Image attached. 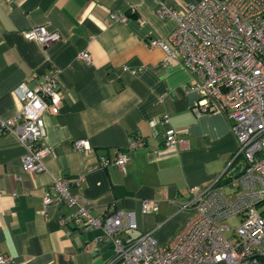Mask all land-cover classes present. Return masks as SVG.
Instances as JSON below:
<instances>
[{
	"label": "crops",
	"instance_id": "0c3cea01",
	"mask_svg": "<svg viewBox=\"0 0 264 264\" xmlns=\"http://www.w3.org/2000/svg\"><path fill=\"white\" fill-rule=\"evenodd\" d=\"M192 1L199 0H164L177 9ZM157 5V0H0V118L18 113L17 88L32 89L45 75L56 76L62 94L59 111L43 115L50 151L45 170L26 172L23 144L12 132L0 134V254L10 256V264H103L111 256L110 243L94 241L100 229L60 221L75 206L44 207L42 195L55 175L71 180V191L91 214L133 210L137 229L131 235L152 231L166 244L188 218L191 188L238 166L230 120L218 111L198 115L199 95L188 90L194 75L180 57H167L150 44L176 25L156 13ZM110 13L126 20L109 22ZM39 25L57 31L59 40L44 47L23 36ZM82 51L90 54V63L77 58ZM170 128L176 142L167 148ZM135 137L146 144L130 147ZM79 139L91 149L76 150ZM117 149L127 155L124 170L114 163L102 166L99 156L114 158ZM143 200L157 201L158 209L143 213Z\"/></svg>",
	"mask_w": 264,
	"mask_h": 264
},
{
	"label": "built area",
	"instance_id": "2783aa9c",
	"mask_svg": "<svg viewBox=\"0 0 264 264\" xmlns=\"http://www.w3.org/2000/svg\"><path fill=\"white\" fill-rule=\"evenodd\" d=\"M157 4L156 13L174 19L176 25L166 38H153L150 44L160 46L167 57H180L194 75L188 90L199 95L198 115L218 111L230 120L238 170L223 172L204 187L191 188L188 218L166 244L158 243L152 231L131 235L137 229L133 210L91 214L71 191V180L60 174L53 177L42 203L44 207L75 206L61 222L79 221L84 230L100 229L94 241L108 242L112 250L103 264H264V0H199L182 9L164 0ZM110 20L122 22L126 16L110 13ZM23 36L44 47L60 38L57 31L42 25L25 30ZM77 58L91 62L87 51ZM16 94L20 109L12 117L0 118V134L12 132L23 144L21 161L26 172L45 170L44 159L50 151L44 143L43 115L57 113L62 99L56 76L45 75L34 88H17ZM163 121H168L167 115ZM175 142V130L170 128L164 146ZM145 144L142 137L129 141L130 147ZM73 145L76 150L91 149L86 139L75 140ZM126 161L120 149L114 158L99 156L102 166L114 163L122 170ZM226 187L231 191L226 192ZM157 209V201H142L143 213ZM235 216L239 224L231 229L225 220ZM89 247L86 243L83 249ZM10 263V256L0 254V264Z\"/></svg>",
	"mask_w": 264,
	"mask_h": 264
},
{
	"label": "rangeland",
	"instance_id": "374dc122",
	"mask_svg": "<svg viewBox=\"0 0 264 264\" xmlns=\"http://www.w3.org/2000/svg\"><path fill=\"white\" fill-rule=\"evenodd\" d=\"M225 222L229 225V227L231 229H234L235 226H237L239 224L238 217H236V216L226 219Z\"/></svg>",
	"mask_w": 264,
	"mask_h": 264
},
{
	"label": "water",
	"instance_id": "95a60500",
	"mask_svg": "<svg viewBox=\"0 0 264 264\" xmlns=\"http://www.w3.org/2000/svg\"><path fill=\"white\" fill-rule=\"evenodd\" d=\"M239 168V165L231 172V174L235 173Z\"/></svg>",
	"mask_w": 264,
	"mask_h": 264
},
{
	"label": "bare ground",
	"instance_id": "6f19581e",
	"mask_svg": "<svg viewBox=\"0 0 264 264\" xmlns=\"http://www.w3.org/2000/svg\"><path fill=\"white\" fill-rule=\"evenodd\" d=\"M45 169H46V167H45ZM43 171V170H42ZM39 172V171H38Z\"/></svg>",
	"mask_w": 264,
	"mask_h": 264
}]
</instances>
